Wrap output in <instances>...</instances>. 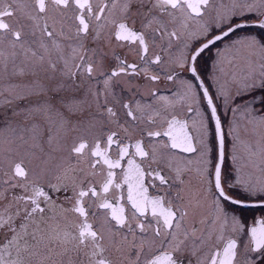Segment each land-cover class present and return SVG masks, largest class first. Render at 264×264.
Instances as JSON below:
<instances>
[{"label": "snow or ice", "instance_id": "snow-or-ice-1", "mask_svg": "<svg viewBox=\"0 0 264 264\" xmlns=\"http://www.w3.org/2000/svg\"><path fill=\"white\" fill-rule=\"evenodd\" d=\"M257 210L264 0H0V264H264Z\"/></svg>", "mask_w": 264, "mask_h": 264}, {"label": "flooded vegetation", "instance_id": "flooded-vegetation-1", "mask_svg": "<svg viewBox=\"0 0 264 264\" xmlns=\"http://www.w3.org/2000/svg\"><path fill=\"white\" fill-rule=\"evenodd\" d=\"M130 59H131V57H130ZM209 59H211V57ZM255 215H256L257 218H259L260 216L264 215V213H261L260 211L257 210L255 212Z\"/></svg>", "mask_w": 264, "mask_h": 264}]
</instances>
